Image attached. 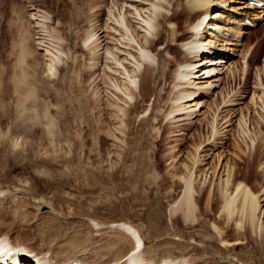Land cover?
<instances>
[{
	"label": "rangeland",
	"instance_id": "1",
	"mask_svg": "<svg viewBox=\"0 0 264 264\" xmlns=\"http://www.w3.org/2000/svg\"><path fill=\"white\" fill-rule=\"evenodd\" d=\"M95 2L101 4L100 0H0V190L6 191L0 198V226L14 240L34 246L40 242L52 249L65 241L75 249L81 241L96 249L119 237L111 223L125 222L142 229L152 252H160L159 241H179L178 230L187 236L200 230L205 234L204 228L210 229L220 214L222 198L216 187L209 186L211 176L205 174L196 183L203 225L185 224L182 213L173 218L177 225L171 220L169 209L183 193L178 175L185 172L184 164L192 167L194 156L204 155L207 148L214 149V154L223 150L216 144L215 148H196L214 136L230 152L241 179L258 191L264 185V137L250 145L243 124L225 127L222 123L214 134L204 120L171 125L163 116L154 129L153 118L131 113L132 119L122 121V132L114 139L106 119L109 112L100 109L104 96L100 83L107 88V99L114 100L111 87L118 82L106 76L100 80L93 62L95 48L84 44L91 31L88 20H94L97 13ZM76 6H80L78 13ZM30 7L38 11L41 24L36 30L41 29L45 46L62 52L55 74L48 73L46 57L32 42L36 30L29 26ZM103 11L105 19L107 11ZM250 24L252 42L260 39L261 43L253 71L264 57V20ZM248 79L253 82L251 74ZM262 82L264 86V75ZM31 84L36 92L27 97ZM166 88L157 103L162 109L170 92ZM247 103L248 98L235 106L239 114L241 110L254 113ZM22 107L26 120L20 114ZM248 157L250 164L245 163ZM217 161L215 155L209 165ZM91 219L100 224L99 229ZM227 232L230 239L236 238L233 230ZM179 249L184 247L175 251ZM223 249L216 240L207 244L205 260L223 261L212 255ZM233 249L246 258L240 260L243 264H264L262 234L248 235L243 245Z\"/></svg>",
	"mask_w": 264,
	"mask_h": 264
},
{
	"label": "bare ground",
	"instance_id": "2",
	"mask_svg": "<svg viewBox=\"0 0 264 264\" xmlns=\"http://www.w3.org/2000/svg\"><path fill=\"white\" fill-rule=\"evenodd\" d=\"M253 1L100 0V5L95 2L98 7H93L97 13L94 20H88L91 31L84 38V44L95 48L93 62L97 64L100 80L106 76L118 82L110 86V93L116 94V97L113 95L114 100L107 99V88L100 83L104 94L99 100L103 104L100 109L109 112L106 119L111 122L114 139L118 140L117 134L122 132L123 122L130 121L132 114H137L140 118H153L154 129L162 116L171 125L204 120L214 134L222 123L227 124L225 127L243 124L250 145L260 141L264 137V57L252 71L261 43L260 39L252 42V32L248 29L251 24L247 20L252 24L264 20V7H257ZM79 7L76 6L77 13ZM103 10L107 11L105 19L102 18ZM28 11L29 26L34 32L41 24L38 11L33 7ZM40 30L35 31L32 42L34 40L35 49L41 50L46 57L48 73L55 74L62 52H52L47 48ZM250 74L252 83L248 79ZM30 86L27 97H33L36 92L33 85ZM166 87L170 92L162 109V105L157 103L163 99ZM247 98L248 108L254 113L241 110L239 114L235 106ZM109 106L113 110H109ZM24 109H20V114L26 120ZM257 117L259 119L256 120ZM211 137L196 150L208 146L215 148L216 144L217 148L223 149L222 152L214 154V149L207 148L202 151L204 155L198 153L194 156L192 167L184 164L185 172L178 175L183 193L169 209L174 225L177 222L173 218L180 213L185 224L193 227L203 225L205 219L198 214L200 203L199 199L196 200V183L201 175H210L209 186L216 187L222 202L220 214L209 224L210 229L204 228L205 234L199 229L187 236L183 230H178L180 240L159 241L161 251L155 253L148 245L149 237L144 231L125 222L111 223L119 237L96 249L90 244H80L81 241L79 245L74 244L75 249L70 244H63L65 241L51 246L52 249H49V243L48 248L40 242L34 246L30 241L14 240L1 226L0 239L7 238L22 249L21 264H39L40 261L41 264H209L210 261L205 260V246L214 240L224 249L212 255L223 261H211V264H243L240 260L246 258L233 248L243 245L248 235L264 236V185L254 191L244 182V177L241 179V174L236 171L230 152L219 146L220 142L214 136L213 139ZM215 155H218L217 163L209 165ZM209 159L210 162L206 161ZM247 162H251L249 157ZM5 194L6 191L0 190V198ZM42 209L47 211L48 207L44 205ZM89 222L93 227H100L95 220ZM228 230H233L236 238L230 239ZM178 247H184L183 251H175ZM94 258H99V261H94Z\"/></svg>",
	"mask_w": 264,
	"mask_h": 264
}]
</instances>
